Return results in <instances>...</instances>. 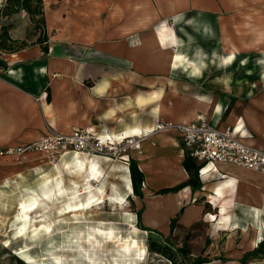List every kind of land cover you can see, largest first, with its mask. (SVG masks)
I'll list each match as a JSON object with an SVG mask.
<instances>
[{
    "label": "crops",
    "instance_id": "crops-1",
    "mask_svg": "<svg viewBox=\"0 0 264 264\" xmlns=\"http://www.w3.org/2000/svg\"><path fill=\"white\" fill-rule=\"evenodd\" d=\"M261 5L264 0H42V26L27 35L32 25L21 14L8 33L16 43H26L0 52L6 63L0 67V144H20L72 126L140 135L139 148H129L120 164L128 169L132 157L144 174V227L170 234V220L181 207L176 223L181 216L189 225L201 208L194 203L204 195L216 209L206 214L213 229L252 228V248L264 232V174L219 162L194 191L186 185L156 193L188 178L177 132L156 125L204 113L209 122L221 128L235 125L246 142L264 147V90L257 102L236 97L226 112L229 98L221 94L250 99L255 84L237 89L224 79L230 86L216 89L215 80L224 71L237 77L233 67L239 51L246 55L237 66L245 67V78L253 74L250 56L264 46ZM238 12L244 21H237ZM255 64L264 79V57ZM107 160L92 158L99 172ZM233 206L247 207V224L234 220Z\"/></svg>",
    "mask_w": 264,
    "mask_h": 264
},
{
    "label": "rangeland",
    "instance_id": "rangeland-1",
    "mask_svg": "<svg viewBox=\"0 0 264 264\" xmlns=\"http://www.w3.org/2000/svg\"><path fill=\"white\" fill-rule=\"evenodd\" d=\"M222 12H225L224 5ZM5 14L11 17L9 21ZM21 14L28 15L24 9L11 11V6L6 2L0 10V16L4 18L2 25L11 29L19 23L17 19ZM255 17L258 15L255 14ZM34 18L39 21L41 16L37 14ZM237 21H244L239 12ZM30 24L32 26L28 25L30 28L27 26L26 29L29 36L41 27L40 22H38L39 27H36L35 22L31 20ZM228 39H230L229 36ZM25 43V41L14 42V45L23 47ZM196 48L198 47L195 45L192 52ZM262 49L264 50V46L255 49L253 56H250L252 60L248 66L254 71L250 78H245L246 75L243 73L246 71L245 67L237 66L246 55V51H239V58L236 66L233 67L237 71V77L230 78L229 72L224 71L220 75L221 78L215 79L216 86H218L216 89L229 87V82L225 80L232 81L235 85L233 87L237 89H244L241 85L250 86V82L255 84L254 93L250 94V99H247L244 94H221L229 98L226 112H229L236 97L243 98L246 102L261 100L264 79L260 78V68L255 63L264 57ZM211 84L214 82L211 81ZM201 114L207 117V114ZM15 145L18 144H0V150ZM129 148L131 147L117 151L110 158L72 150L54 159L47 158L43 152L38 150L0 154V264H171V260L167 257L148 248L149 237L161 244L165 243L164 239L167 237V242L176 247L186 243L190 251L189 257L201 255L210 259L204 264H240L238 259L245 250L250 249L248 238L253 232L252 228L214 230V221L208 220L206 214L216 212V209L210 198L204 195L195 201L194 204L201 208L199 212H196L195 220L189 225L182 224L180 216L176 229L162 236L149 227L146 230L140 226V224L144 226L143 216L141 223L138 222L136 212L144 199L128 190L130 183L128 169L123 163L120 164V158L127 155ZM74 156L82 161L92 160L94 157L111 161L108 164H104L103 161L102 164L98 162L101 164V171L92 182L95 191L97 188L103 191L104 198L101 196L99 199L103 198L104 201L92 206L89 210H80L76 214L73 212L62 214L60 208L66 206L69 198L67 196L56 197L54 193H49L48 197H44L43 191L50 189V183L55 181H60L69 195L74 194L77 188L81 191L87 188L85 173L81 172L78 165H74ZM89 195L86 192L81 194L80 198L84 200ZM109 195L124 198L126 200L125 209L112 205L106 199ZM30 196L36 199V204L32 210L28 211L23 232L18 233L17 229L21 224L20 217L24 212L21 210V204ZM206 198L210 202L206 201ZM245 208L247 209L245 206L229 207V213L232 214L234 220L247 224L250 218L244 212ZM194 215L192 213L191 217ZM43 224L49 226L51 229L49 233L40 230L39 226ZM98 226L104 231L101 235L96 231ZM34 227H38L37 231H34ZM133 240L136 244L125 248L126 243L134 244ZM175 255V264H186L180 260L177 252ZM255 264L260 263L256 261Z\"/></svg>",
    "mask_w": 264,
    "mask_h": 264
},
{
    "label": "built area",
    "instance_id": "built-area-1",
    "mask_svg": "<svg viewBox=\"0 0 264 264\" xmlns=\"http://www.w3.org/2000/svg\"><path fill=\"white\" fill-rule=\"evenodd\" d=\"M7 0H0V10ZM159 130L173 129L180 137L185 154L198 164L197 174L201 179L217 171V163H228L255 170L264 174V147L246 142L241 131L235 125L224 128L209 122L203 114L185 122L169 120L159 121ZM113 135L97 133L90 127L72 126L67 132L48 131L37 138L0 150V154L22 153L38 150L47 158L54 159L72 150L94 156L111 157L117 151L128 147L139 148L140 135Z\"/></svg>",
    "mask_w": 264,
    "mask_h": 264
},
{
    "label": "trees",
    "instance_id": "trees-1",
    "mask_svg": "<svg viewBox=\"0 0 264 264\" xmlns=\"http://www.w3.org/2000/svg\"><path fill=\"white\" fill-rule=\"evenodd\" d=\"M8 5L11 6V11H18L20 9H24L27 11L29 18L31 21L35 22V26H38V22L41 23V26L44 22L43 19V7H42V0H7ZM41 16V19L35 20V15ZM41 35V34H40ZM38 35L37 39L40 37ZM14 42L16 40H13L9 33L6 25L0 26V52H10L13 50H16L19 46L14 45ZM46 48V47H45ZM6 63L5 61L0 57V67H5ZM48 97V96H47ZM182 165L185 168V170L188 173V178L180 183L177 182V184L170 186V187H164L156 191V193H166L170 191H178L179 189L183 188L186 185H189L191 189L194 191L195 189L200 188L202 181L198 177L197 174V168L198 164L194 162V160L189 156L185 155L184 159L182 160ZM128 169H129V176H130V182L132 187V192L135 195H138L140 198L144 196L141 191L142 182L144 180V174L143 172L138 168L137 162L134 158L129 157L128 158ZM143 209V206H141L136 212V218L137 221L141 223V212ZM183 207L176 213L174 217L171 218L169 223L170 233H172V230L175 229L176 219L178 217V214L182 211ZM143 229H149L147 227H144L142 224H140ZM153 231L159 233L161 236V232L152 229ZM264 231V230H263ZM164 239L165 243L161 244L157 240L149 237L148 238V248L152 251H156L159 254L164 255L169 260H171V264L176 263V255L177 252L180 260L184 261L186 264H202L203 262H208L210 259L206 256L196 255L194 257H189L190 251L187 248L186 243L182 244L179 247L174 246L173 244H170L167 242V237ZM177 255V256H178ZM241 263L246 264H255L256 261L260 264H264V232L263 237L257 242L255 246H253L250 249L245 250L241 257L238 259Z\"/></svg>",
    "mask_w": 264,
    "mask_h": 264
},
{
    "label": "bare ground",
    "instance_id": "bare-ground-1",
    "mask_svg": "<svg viewBox=\"0 0 264 264\" xmlns=\"http://www.w3.org/2000/svg\"><path fill=\"white\" fill-rule=\"evenodd\" d=\"M128 135H122V137H126ZM73 162L74 165H78V167L81 169V172L85 173L84 175V179L85 181L88 183L87 188H85L84 190H75L74 194L69 195V193H67L66 188L63 186V184L60 181H55L53 183H50L51 187L50 189H48L47 191H43L44 193V197H48L49 193H54L56 195V197L58 196H67L69 198L68 202L66 203V206H63L62 208H60V213L65 214V213H69V212H73L74 214H76L77 212H79L80 210H89L92 206H96V204H99L101 202L104 201V193L103 191L100 190V188H97L95 191V188L92 187V182H94V180L96 179V177L99 174V170H97V166L95 165V161L92 160H88V161H82V159L78 158L77 156L73 157ZM75 165V166H76ZM50 180V179H49ZM128 190H131V186L130 183L128 184ZM88 192L90 195L82 200L80 198V195L83 193ZM97 194V195H96ZM101 196L103 197L102 199ZM72 199V200H71ZM106 199L109 200V202L116 206L119 209H125L124 207L126 206V200L124 198H121V196H110L107 197ZM36 204V199L32 196L28 197L22 204H21V210H24L22 217H20V221L21 224H19L20 226L18 227V233L23 232V229L25 228V218L28 215V211L32 210V208L35 207ZM21 213V212H20ZM124 213H128V211H124ZM40 230L43 231L44 233H49L51 231V229L49 228L48 225L43 224L41 226H39ZM34 231H37L38 227H34L33 228ZM97 233H99L100 235L104 233L103 229L101 227H97L96 228ZM134 244H125V248H129L130 246H134L135 240H133Z\"/></svg>",
    "mask_w": 264,
    "mask_h": 264
},
{
    "label": "water",
    "instance_id": "water-1",
    "mask_svg": "<svg viewBox=\"0 0 264 264\" xmlns=\"http://www.w3.org/2000/svg\"><path fill=\"white\" fill-rule=\"evenodd\" d=\"M202 264H204V262Z\"/></svg>",
    "mask_w": 264,
    "mask_h": 264
}]
</instances>
